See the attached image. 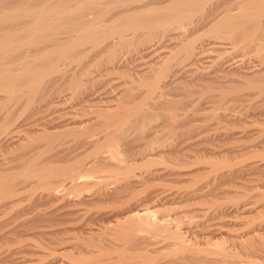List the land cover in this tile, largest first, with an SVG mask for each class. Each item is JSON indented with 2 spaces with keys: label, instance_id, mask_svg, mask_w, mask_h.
I'll use <instances>...</instances> for the list:
<instances>
[{
  "label": "rangeland",
  "instance_id": "1",
  "mask_svg": "<svg viewBox=\"0 0 264 264\" xmlns=\"http://www.w3.org/2000/svg\"><path fill=\"white\" fill-rule=\"evenodd\" d=\"M191 20V25L193 24L196 30L199 27V24L196 26V16ZM179 30L181 29L176 31ZM202 38L200 41L202 52L199 54V59L190 61L180 58L178 65L174 64L170 70L163 73L161 80L167 86L161 89L162 92L156 93L151 101L145 96L143 90L145 87L138 84L137 78H143L149 66L153 65L162 53L177 50L176 42L179 41L177 38L161 39V42L154 43L153 50L147 53L142 50L138 52L139 54L137 52L134 54L123 49L121 56L119 55L115 62L109 60L105 54L92 53L93 56L91 54L83 59L82 65L81 63L69 65L71 69L73 67L77 69L81 81L83 79L78 93H74L67 86L63 87L57 96L47 95L43 100L40 97L36 98L31 104L32 107L23 111L24 113L16 114L18 120L16 119L15 133L21 138L15 144L0 149V168L8 167L11 172L19 171L27 157H30L29 154L32 155L33 152L43 148L47 142H52L46 135L57 136L63 132L61 141L56 140L55 143L53 140L50 149L41 154L43 158L38 157L36 162L34 161L38 166L42 163H62L59 162L56 153L63 144L64 146L74 144L83 138L98 140V145H95L97 147L94 146L92 151L94 154L100 152L102 155L110 156L112 158L110 161H120L119 163L122 164L123 157L129 158L130 162L133 160L132 165L123 171L121 169L115 171L116 173L107 172L100 185L107 182L109 183V185L106 183L107 186L117 188V185L121 187L131 179H137L139 182L130 190L121 191L118 197L110 198H99V186L91 185L79 189L80 191H63L64 197L67 196L64 200L59 197L58 200L46 201L43 198L46 188L43 189L44 184L38 182L34 190L23 188L17 198L13 197L15 202L12 205L0 199L3 201L0 202V264H52L53 262L68 264L70 258L67 254L77 255L79 249H85L87 246L85 244L92 243L91 241L106 247L110 238L108 228L112 226L116 213L125 207L127 202L140 207L148 206L156 211V216H164L168 221L167 229L160 230L161 233L158 231L162 236L152 235L146 231L139 232L135 243H132L133 246L137 247L140 243L143 245V242L149 240L154 242L153 246L157 249L165 251L172 240L167 238L168 235H172L173 231L177 230L182 231L183 238H186L183 239V243L189 248L181 251L190 255L189 260L192 259L190 264L191 261L200 264V258H204L201 259V264H240V262L249 264L243 259L245 256L240 255L239 241L233 236L239 231H245L246 227L255 222L256 224L261 220L264 222V211H262L264 210V87L244 86L248 78L241 72L253 71L251 76L264 85V53H257L252 48L235 52L231 40L222 34L205 35ZM213 77H217V83L239 86L240 96L229 93L224 95V101L221 103L206 101L207 94H219V91L214 90V84L217 83L214 82ZM138 99L144 101L145 108L140 117L132 118L123 126L115 134L113 140L116 141H111L112 143L103 141L102 132L100 133L98 128L101 122L108 115L122 111L124 106L138 102ZM165 101L166 103L163 104ZM86 127L96 131L85 136L74 134V131H82ZM152 128L157 131L153 138H149L146 136L147 131L152 132ZM120 142L129 143V146L125 144L128 147H124L126 152H118L119 149L117 152L113 151L114 144L119 145ZM100 143L103 144L100 145L103 148H98ZM86 153L88 150L81 152L79 157ZM223 164L224 166H221ZM221 173L224 174L223 178H219ZM40 184L43 186L41 189L38 188ZM114 184L116 187L113 186ZM82 198L87 199V202L77 203ZM116 237L121 238V235L118 234ZM60 238L62 242L59 244ZM56 239L58 243H55ZM262 239L264 236L260 240ZM231 240H235L233 244L236 246ZM84 242L88 243L84 244ZM200 247L203 250L201 253L196 250ZM220 250L228 251L226 256L229 257H220L226 254ZM230 251L233 252L232 255ZM220 252L221 255L218 254ZM236 252L239 256H235V259L233 256L237 255ZM179 254L180 252L176 255ZM258 257L259 255L253 259L260 261L263 255L260 259ZM231 258L235 259L234 262L230 260Z\"/></svg>",
  "mask_w": 264,
  "mask_h": 264
},
{
  "label": "bare ground",
  "instance_id": "2",
  "mask_svg": "<svg viewBox=\"0 0 264 264\" xmlns=\"http://www.w3.org/2000/svg\"><path fill=\"white\" fill-rule=\"evenodd\" d=\"M194 16H196V26L199 24V27L196 30L194 28L195 26H192L193 24L191 25V19ZM177 29L181 30L177 32ZM220 34L225 35L231 40V44H233L234 49H236L235 52H237V50H248L249 48H252V50L257 53H264V0H0V149L4 146L13 145L20 140L21 137L15 133L16 119L18 120L16 114L30 108L32 102L36 98L40 97L43 100V97L45 98L47 95L57 96L61 89L66 86L72 89L74 93L80 91L83 79L81 81L79 71L74 67L71 69L69 65H79L80 63L82 65V61L86 56H89L92 53L95 55L105 54L109 60L115 62L120 53L123 52V49H125L126 52H133L134 54H136L135 52L138 53L142 50H144V53H147L153 50L152 45L158 43L161 39H179V41L176 42V45L178 46L177 50H173L174 52L169 50L168 52L162 53L159 58L157 56L158 60H156L153 65H148L149 68L148 71L145 72L146 75L144 74L145 76L141 79L137 78L139 80L138 84L145 87V89L142 87L145 96L150 98L149 100L151 101V98H154L156 93L160 92L162 88L167 86L166 83H162L163 80H161L163 73L170 70L174 64H177V62L180 61V58L190 61L199 59V54L202 52L200 47V41L203 39L202 37L205 35L219 36ZM100 55L99 57H101ZM92 60H94V58ZM92 60L90 61L94 63L95 61ZM252 72L253 71L251 70H243L241 72L243 76L248 78H245L246 82L244 86L264 87L257 78L251 76ZM248 75L251 77H248ZM213 78L214 82L217 83V77ZM214 85V90L216 92L219 91V94H207L206 101H216L221 103L224 101V95L229 93H232L235 96H240V88L235 84L217 83ZM208 88L210 89V87ZM139 97H141V95ZM160 97L162 98V96ZM159 98L158 100H160ZM143 102L144 101H139L138 99V102L124 106L119 113L108 115L106 119L101 122L102 124L98 126V128H100V133L102 132L103 141H116L113 140L115 134H117L123 126L129 123L132 118L139 116L143 112V109H145ZM165 103L166 101L163 104ZM159 107L162 108L160 105ZM221 107L222 106H220V108ZM102 114H104V112ZM98 128L96 127V129ZM153 130L149 133L147 131L146 136L153 138L157 131L155 129ZM95 131L96 130L91 127H86L85 130L74 131V134L76 133V135L81 134L85 136L93 134ZM62 135L63 132L61 135L57 134V136L56 134L52 136L46 135V137H48L47 139L52 140V142H47L43 148L33 152L32 155L29 154L28 156L30 157L26 156L28 159L25 157L27 160L24 161L23 166L19 168V171L11 172L8 167L0 168V199H4L7 204L12 205V203L15 202L13 197L18 196L23 188L27 187L26 190H31L38 182L44 184V187L42 186L43 184H40L41 187L39 185L38 188H46L45 194H42L46 201L58 200L59 197L64 200L67 196L64 197L63 191H80L91 185L99 186V198H110L115 196L118 197L121 191H128L139 182L137 179L126 180L127 182L123 184V186L118 187L117 185V188L112 187L113 189L110 186H107V184L109 185L107 182H105L104 185H100L101 181H104L103 178L106 176L107 172H118L121 169L123 171V169H127L132 165L131 162H133V160L130 162V160H128L129 158L125 159L123 157V160L121 158V161H123L122 164L119 163V160V162L110 161V159H112L110 156L102 155L100 152L96 154L97 152L94 151V154L92 151L97 147L95 145H98V140H87L83 138L74 144H67L66 146L62 143V148L56 153L58 154L57 157L59 158V162L62 161V163H54L52 161L53 163H42V165L38 166L35 163L36 159H38V157L43 158L41 154L49 150L53 140L56 143V140H60ZM228 135L229 134H227V136ZM69 136L67 137L69 138ZM125 144L129 146V143L127 144L124 142H120L119 145L114 144V147L112 148L115 150L113 151L117 152L119 149L118 152H126L127 150H125L124 147L127 146ZM39 145L41 144L39 143ZM100 145L103 146V144L100 143L98 148L102 147ZM35 146H37V144H35ZM58 149L59 147L57 150ZM84 150H88V153L79 157L80 153ZM97 151H99V149ZM218 162L220 163V161ZM218 162L216 163L219 164ZM219 166L217 165V167ZM221 166H224V164ZM223 176L224 174L221 173L219 178H223ZM115 185L116 184L113 186ZM35 189L37 191V188ZM43 189L41 191H43ZM86 200L87 199L82 198L79 199L77 203H85L87 202ZM0 202L3 201L0 200ZM155 212V210H151L148 206L140 207L132 202H127L126 206L122 207V209L116 213L114 216L115 218L113 217L114 219L111 223L112 226L108 228L110 238L107 246L103 247L93 241L89 244H85L88 242H84L87 246L85 249L81 248L82 251L79 249L80 252H78L77 255H73L72 253L67 254L70 258V263L68 264H190V260H192H189L190 255L186 253L184 254V251H181L182 249L184 250V248H189L183 243V239L186 238H183L181 230V232L174 230L172 235H168L167 238H171L173 241H170V244L169 246L167 245V250L165 251L157 249L153 246L154 242L149 240L143 242V245L140 243L137 247L135 245L133 246L132 243L136 241L139 232L144 233V231H146V233L152 235L158 234L159 236H162L160 235V230L164 231L167 229V218L165 217V219L164 216L158 217ZM246 229L245 231L235 233L233 236L234 239L239 241L240 255H243L242 257L245 256L243 259L249 264H264V239L260 240L261 237L264 236V222H262V220L260 223L257 222V224L255 222V224L250 225L248 228L246 227ZM118 234L121 235V238L116 237ZM61 240L62 239L60 238L59 244L62 242ZM231 241L232 244L233 241L235 244V240ZM55 243H58L57 239ZM196 250L200 253L203 252L201 247ZM178 251L180 254L176 255L179 253ZM223 251L222 253L226 254H222L220 257L228 255V251ZM62 252H59V254ZM232 253L230 251L231 255ZM237 253L238 252H236V254ZM218 254L221 255V252ZM197 255L199 256V254ZM258 255L259 259L263 255L260 261L258 259H253ZM235 256L238 257L239 254L234 255L233 257L235 258ZM196 257L195 259H198ZM228 257L229 256H226V258ZM232 258L230 260H233ZM201 259L204 258H200L199 260L201 261ZM239 259L237 258V260ZM234 260L232 262H234ZM64 261L66 262V260ZM200 261L199 263L201 264L202 261ZM193 262L191 261V264ZM241 263L242 262H240V264ZM52 264L57 263L53 262Z\"/></svg>",
  "mask_w": 264,
  "mask_h": 264
}]
</instances>
